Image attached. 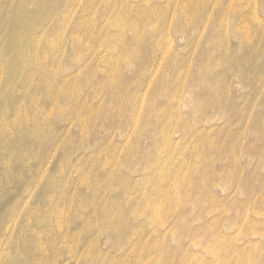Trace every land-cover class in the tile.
Returning <instances> with one entry per match:
<instances>
[{"label":"rangeland","instance_id":"rangeland-1","mask_svg":"<svg viewBox=\"0 0 264 264\" xmlns=\"http://www.w3.org/2000/svg\"><path fill=\"white\" fill-rule=\"evenodd\" d=\"M0 264H264V0H0Z\"/></svg>","mask_w":264,"mask_h":264},{"label":"bare ground","instance_id":"bare-ground-1","mask_svg":"<svg viewBox=\"0 0 264 264\" xmlns=\"http://www.w3.org/2000/svg\"><path fill=\"white\" fill-rule=\"evenodd\" d=\"M28 79V78H27Z\"/></svg>","mask_w":264,"mask_h":264}]
</instances>
